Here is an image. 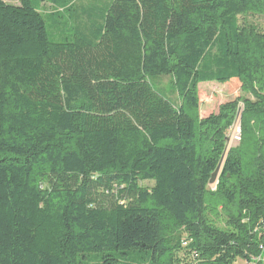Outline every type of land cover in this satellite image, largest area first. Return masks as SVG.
Returning <instances> with one entry per match:
<instances>
[{"label":"trees","instance_id":"16d2710c","mask_svg":"<svg viewBox=\"0 0 264 264\" xmlns=\"http://www.w3.org/2000/svg\"><path fill=\"white\" fill-rule=\"evenodd\" d=\"M41 1L56 20L71 11L72 0H0V264L258 256L264 31L245 18L264 17V0H111L90 33L62 41ZM213 81L230 96L202 116L199 84Z\"/></svg>","mask_w":264,"mask_h":264},{"label":"rangeland","instance_id":"374dc122","mask_svg":"<svg viewBox=\"0 0 264 264\" xmlns=\"http://www.w3.org/2000/svg\"><path fill=\"white\" fill-rule=\"evenodd\" d=\"M6 3L19 5L20 0H3ZM63 0H58V6H61ZM111 0H72L71 11H60V18L56 20L51 16L53 6L45 1L39 3V12L41 13L46 30L51 39L62 41L65 37H69L76 33H90L89 23H99L101 21L102 12L106 9ZM55 10V9H54ZM91 12L88 24L86 18L82 15H87ZM245 20L256 25L260 30L264 31V17L248 15ZM81 29V30H80ZM91 35V34H90ZM153 87L161 93L166 99L175 103L178 99V93L173 87L171 76H159L151 79ZM201 98V115L216 111L219 103L227 100L230 95L229 85L213 82H202L199 84ZM205 111V112H204ZM239 125L236 122L234 126ZM229 136L228 147L236 146L237 140L232 137V131ZM214 184V183H213ZM259 255L264 256V248ZM237 260L235 264H240ZM245 264V263H244Z\"/></svg>","mask_w":264,"mask_h":264},{"label":"built area","instance_id":"2783aa9c","mask_svg":"<svg viewBox=\"0 0 264 264\" xmlns=\"http://www.w3.org/2000/svg\"><path fill=\"white\" fill-rule=\"evenodd\" d=\"M232 137L239 141L240 140V127L239 125H236L232 128ZM245 264H264V256L262 255H258L254 258H252V260L248 263Z\"/></svg>","mask_w":264,"mask_h":264},{"label":"water","instance_id":"95a60500","mask_svg":"<svg viewBox=\"0 0 264 264\" xmlns=\"http://www.w3.org/2000/svg\"><path fill=\"white\" fill-rule=\"evenodd\" d=\"M228 140H229V136L226 137V145L228 144ZM223 156H224V154H222L215 170L212 172L211 177L209 179V184H213L215 182L217 174H218L220 166H221V163H222V160H223Z\"/></svg>","mask_w":264,"mask_h":264},{"label":"crops","instance_id":"0c3cea01","mask_svg":"<svg viewBox=\"0 0 264 264\" xmlns=\"http://www.w3.org/2000/svg\"><path fill=\"white\" fill-rule=\"evenodd\" d=\"M241 262H240V264H244V261H242V260H240Z\"/></svg>","mask_w":264,"mask_h":264}]
</instances>
